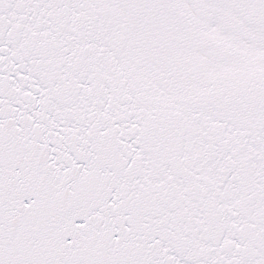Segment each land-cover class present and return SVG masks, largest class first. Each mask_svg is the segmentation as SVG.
<instances>
[{
    "label": "snow or ice",
    "instance_id": "1",
    "mask_svg": "<svg viewBox=\"0 0 264 264\" xmlns=\"http://www.w3.org/2000/svg\"><path fill=\"white\" fill-rule=\"evenodd\" d=\"M0 264H264V0H0Z\"/></svg>",
    "mask_w": 264,
    "mask_h": 264
}]
</instances>
